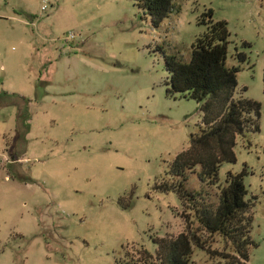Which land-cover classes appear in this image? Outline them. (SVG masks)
I'll return each instance as SVG.
<instances>
[{
	"label": "rangeland",
	"instance_id": "obj_1",
	"mask_svg": "<svg viewBox=\"0 0 264 264\" xmlns=\"http://www.w3.org/2000/svg\"><path fill=\"white\" fill-rule=\"evenodd\" d=\"M170 1L152 27L140 0H0V264H120L182 230L177 196L157 187L200 113L166 92L160 51L187 61L207 10L226 23L233 97L260 104L258 130L235 138L217 179L244 169L247 264H264V0ZM184 187L200 189L195 172ZM191 262L210 264L198 250Z\"/></svg>",
	"mask_w": 264,
	"mask_h": 264
},
{
	"label": "trees",
	"instance_id": "obj_2",
	"mask_svg": "<svg viewBox=\"0 0 264 264\" xmlns=\"http://www.w3.org/2000/svg\"><path fill=\"white\" fill-rule=\"evenodd\" d=\"M137 6L148 15L152 27H157L172 8L170 0H140ZM209 16L207 10L197 20L205 31L190 44L187 61L156 48L167 74L166 92L193 100L200 113V124L189 136L188 147L168 164V181L157 187L159 192H174L177 196L182 207V230L154 238L153 254L142 247L131 249L120 264H192L194 250L202 252L210 264L248 262L249 247L253 246L249 238L252 198H247L242 183L244 169L237 174L227 172L223 182L218 181L217 170L221 163L234 162L236 137L258 130L260 104L233 97L238 68L225 65L229 35L226 23L214 22ZM240 45L248 47L245 42ZM234 59L242 63L246 57L235 51ZM261 82L264 95V67ZM16 156V151L10 152L11 159ZM194 172L200 183L198 191L184 187L187 174ZM211 188L215 190L214 200L208 194ZM209 239H217L220 246L211 248Z\"/></svg>",
	"mask_w": 264,
	"mask_h": 264
},
{
	"label": "built area",
	"instance_id": "obj_3",
	"mask_svg": "<svg viewBox=\"0 0 264 264\" xmlns=\"http://www.w3.org/2000/svg\"><path fill=\"white\" fill-rule=\"evenodd\" d=\"M41 1H42V3H43V4L41 5V9L44 10V9L46 8L45 5H46L47 0H41ZM69 37H72V35H70Z\"/></svg>",
	"mask_w": 264,
	"mask_h": 264
}]
</instances>
